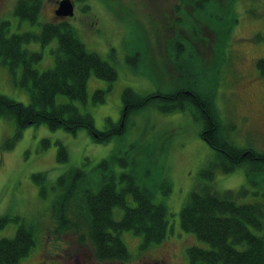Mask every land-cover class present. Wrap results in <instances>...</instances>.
Segmentation results:
<instances>
[{
  "label": "rangeland",
  "instance_id": "obj_1",
  "mask_svg": "<svg viewBox=\"0 0 264 264\" xmlns=\"http://www.w3.org/2000/svg\"><path fill=\"white\" fill-rule=\"evenodd\" d=\"M17 1L0 0V23L9 21L10 33L39 32L44 22L66 19L89 50L116 68L118 77L112 82L92 74L87 84V100L74 101L81 112L92 115L98 130H105L109 121H120L126 88L148 94L169 91L178 85L171 57L172 38L178 33L189 43L193 41L192 28L179 22L178 0H72L74 15L68 17L55 14L61 0H43L36 24L15 14ZM218 1L222 7L228 2ZM233 8L238 22L219 69L216 106L221 120L234 126L231 137L236 145L264 152V74L258 66V60L264 59V0H235ZM191 9L188 8L190 14ZM190 20L189 24L198 25L203 38L214 43L213 28L194 16ZM192 43L203 60L209 62L212 50L208 45ZM57 46L55 39L45 46L33 42L24 48L43 53L34 67L45 71L55 65L53 50ZM21 73L22 68L18 67L13 75L0 59V94L29 104V91L14 80ZM99 89L106 91L103 102L94 100ZM67 101L65 95L57 97V102ZM17 128L15 119L0 117V217L18 216L21 222L32 224L36 233V245L17 264H188L189 247L209 248L207 242L181 225V210L192 192L208 184L221 193L245 188L247 193L237 197L238 203L264 204V184L260 187L250 183L245 167L231 173L218 169L213 181L202 175L217 160V151L202 138L203 120L193 105L173 113H161L155 107L142 110L131 115L124 134L109 142L95 141L86 129L73 133L39 124L24 129L9 146ZM44 140L50 143L44 144ZM60 143L68 150L66 162L58 161ZM148 150L153 166L140 165L138 171L143 186L156 187L154 202L168 209V233L162 242L141 249L144 237L124 231L121 237L131 258L100 261L94 256L89 239L81 242L77 232L56 231L52 208L57 193L52 186L59 176L76 166H83L93 176V169L103 159L128 154L131 160L142 161L149 157ZM115 169L118 173L128 170L119 163ZM36 173L46 175V197L33 179ZM161 178L171 184L168 194L157 187ZM122 215L123 210L116 208L114 217L120 219ZM20 221H11L1 228L0 238L12 237ZM253 231L264 235V227Z\"/></svg>",
  "mask_w": 264,
  "mask_h": 264
},
{
  "label": "trees",
  "instance_id": "obj_2",
  "mask_svg": "<svg viewBox=\"0 0 264 264\" xmlns=\"http://www.w3.org/2000/svg\"><path fill=\"white\" fill-rule=\"evenodd\" d=\"M235 0H228L225 7L218 0H178L176 12L179 22L191 27L192 39L189 43L180 34L171 42V57L177 75L178 85L169 91H156L141 94L126 88L122 94V117L118 123L109 121L105 130H98L90 113L81 112L74 101L85 102L88 97L87 84L90 76L114 81L117 70L97 52L89 50L80 39L76 29L66 19L41 24V30L10 33V22L0 23V59L16 75L22 68L21 77L15 83L29 91L31 102L25 104L0 94V117L13 118L17 123V134L9 146L30 125L47 124L55 130L63 128L69 132L86 129L97 142H109L114 136L126 132L131 115L150 107L161 113L185 111L193 105L203 120L201 136L217 151V160L202 171L210 181L214 180L216 170L231 173L238 167H245L250 183L264 184V152L253 148H243L235 144L231 137L234 126L224 123L216 106L219 86V69L225 48L233 27L238 19L233 8ZM43 0H18L15 14L22 20L39 23ZM192 7L190 14L188 8ZM190 16L207 23L216 33V40L209 42L197 30L198 25ZM190 25V26H189ZM57 40L53 50L54 67L39 71L34 64L43 53L31 51L24 45L33 42L43 46ZM192 42H204L212 50L210 61L203 60L195 51ZM264 73V59L258 60ZM105 90H96L95 101L105 100ZM59 95L69 98L67 102H57ZM49 144L48 140L43 141ZM147 159L131 160L128 154L103 159L89 175L83 166H76L59 176L56 184V198L53 202V219L56 231L77 232L80 241L86 239L92 244L94 256L100 261L129 260L131 254L121 234L132 231L142 235L141 249L153 243L162 242L168 233V209L156 204V187L141 184L143 178L139 166H153L151 153ZM69 159L67 148L60 143L58 161ZM128 170L118 173L115 164ZM40 185L43 197L48 195L45 173L33 175ZM157 187L164 194L171 191V184L161 178ZM247 190L216 191L212 185H204L192 192L181 210V225L185 231L192 232L207 242L209 248L191 246L188 248V264H264V204L261 201L238 203L237 197ZM116 208L123 210L120 219L114 217ZM20 217H0V229ZM36 245V233L32 224L19 223L12 237L0 238V264H17L27 256Z\"/></svg>",
  "mask_w": 264,
  "mask_h": 264
},
{
  "label": "water",
  "instance_id": "obj_3",
  "mask_svg": "<svg viewBox=\"0 0 264 264\" xmlns=\"http://www.w3.org/2000/svg\"><path fill=\"white\" fill-rule=\"evenodd\" d=\"M58 17H68L74 15V3L72 0H61L58 8L55 10Z\"/></svg>",
  "mask_w": 264,
  "mask_h": 264
},
{
  "label": "flooded vegetation",
  "instance_id": "obj_4",
  "mask_svg": "<svg viewBox=\"0 0 264 264\" xmlns=\"http://www.w3.org/2000/svg\"><path fill=\"white\" fill-rule=\"evenodd\" d=\"M56 10V9H55ZM262 72V71H261ZM263 73V72H262ZM264 74V73H263Z\"/></svg>",
  "mask_w": 264,
  "mask_h": 264
}]
</instances>
